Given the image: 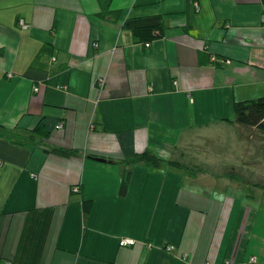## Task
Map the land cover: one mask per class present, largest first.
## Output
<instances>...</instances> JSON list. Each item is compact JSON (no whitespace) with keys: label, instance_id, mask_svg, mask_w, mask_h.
<instances>
[{"label":"crops","instance_id":"1","mask_svg":"<svg viewBox=\"0 0 264 264\" xmlns=\"http://www.w3.org/2000/svg\"><path fill=\"white\" fill-rule=\"evenodd\" d=\"M151 15L149 44L122 26ZM263 18L264 0H0V264L264 261L236 183L264 161L233 120L264 94ZM145 150L157 166L127 162Z\"/></svg>","mask_w":264,"mask_h":264},{"label":"trees","instance_id":"2","mask_svg":"<svg viewBox=\"0 0 264 264\" xmlns=\"http://www.w3.org/2000/svg\"><path fill=\"white\" fill-rule=\"evenodd\" d=\"M264 23V18H263ZM123 28L128 29L138 43L149 44L153 40L161 38L164 35V22L160 15L142 16L128 18L123 21ZM234 122L248 130L252 129L256 134L264 135V94H260L255 98H245L235 100L233 102ZM60 126V121L54 117H41L32 131L48 136L55 127ZM51 150L61 156H72L75 151L68 148L54 147ZM127 162L142 161L148 166H157L160 158L149 150L136 153L132 157L126 159ZM128 175H124L120 182V193L126 191ZM83 216H87L91 202L84 200L82 202ZM223 264H234L227 260ZM238 264H264V261H256L254 257L244 260Z\"/></svg>","mask_w":264,"mask_h":264},{"label":"rangeland","instance_id":"3","mask_svg":"<svg viewBox=\"0 0 264 264\" xmlns=\"http://www.w3.org/2000/svg\"><path fill=\"white\" fill-rule=\"evenodd\" d=\"M258 96V95H257ZM255 96V97H257ZM255 97H248V98H255ZM240 137L247 139L252 146H254L253 152H257L256 155H258V159H261L264 161V135L256 134V132L252 129H248L246 131H240L238 132ZM256 157V156H255ZM254 157V160H255ZM252 160V161H254ZM256 165H252L251 169L255 168ZM264 167V165H263ZM243 182L242 184L243 188L245 189L246 194H250V200H255L256 202H251V205L254 207H257V215L254 220V226L256 225V228H260L261 230H264V174L260 177V179H251L250 181H239L237 179L236 183L239 184ZM248 182V183H246ZM246 183V185H245ZM77 188L76 186H74ZM255 252L254 245L250 244L247 250V259L250 255V253Z\"/></svg>","mask_w":264,"mask_h":264},{"label":"built area","instance_id":"4","mask_svg":"<svg viewBox=\"0 0 264 264\" xmlns=\"http://www.w3.org/2000/svg\"><path fill=\"white\" fill-rule=\"evenodd\" d=\"M18 25L21 29H26L28 28V25L24 23L23 20L21 19H18ZM227 61V60H226ZM9 75V74H8ZM32 90L35 91V92H38L39 90V86L38 85H34L32 87ZM74 190H76V188H74ZM118 244L120 246H128V245H133L135 244V240L131 237H122L118 240ZM173 249V245H166V250H172ZM227 262V261H226ZM9 264V262L7 263Z\"/></svg>","mask_w":264,"mask_h":264},{"label":"clouds","instance_id":"5","mask_svg":"<svg viewBox=\"0 0 264 264\" xmlns=\"http://www.w3.org/2000/svg\"><path fill=\"white\" fill-rule=\"evenodd\" d=\"M74 188H75V187H72V191H77V188H76V190H74Z\"/></svg>","mask_w":264,"mask_h":264},{"label":"bare ground","instance_id":"6","mask_svg":"<svg viewBox=\"0 0 264 264\" xmlns=\"http://www.w3.org/2000/svg\"><path fill=\"white\" fill-rule=\"evenodd\" d=\"M173 82H174V84H176V80H174Z\"/></svg>","mask_w":264,"mask_h":264}]
</instances>
